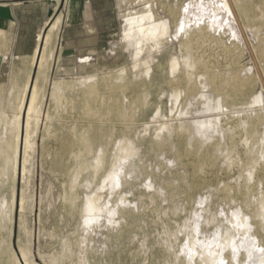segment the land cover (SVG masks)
Here are the masks:
<instances>
[{
  "label": "rangeland",
  "instance_id": "374dc122",
  "mask_svg": "<svg viewBox=\"0 0 264 264\" xmlns=\"http://www.w3.org/2000/svg\"><path fill=\"white\" fill-rule=\"evenodd\" d=\"M121 1L127 8L118 15L115 25H101L97 39L87 51L62 56L57 45L56 61L48 85L45 86L47 98L44 121L39 132L36 155L33 157L35 171L27 174L25 181L21 176L18 181L19 202L13 248L20 262L23 259L19 241L26 244L29 239L20 230V198L24 187L27 196L35 198L34 212L28 208L25 215L27 227L32 233L36 264H50L52 257L57 260L56 264H172L175 263V253L181 256L184 254L182 248L188 250L189 240L185 239L188 229L185 230L184 225L195 216L205 213L201 206H207L208 202H202L201 199L209 196V201L216 204L215 209L220 212L236 207L239 181L241 179L240 182H244L249 174V148L254 147L256 150L254 159H258L264 152V0H147L153 6L156 18L169 21L171 26V36L163 38L161 44H164H160L161 47L155 42L144 41L141 47H137L134 41L125 38L126 19L142 14L145 4L139 0L133 5ZM223 2L230 4L232 15H220L217 3ZM187 4H191L190 26L176 36V26L182 19L179 14ZM63 8L59 11L63 12ZM189 30L191 33L188 32V36ZM187 41L191 46L189 48L184 46ZM188 55L202 64L196 67L190 86L186 83V72L183 69ZM174 59L180 63L177 75L170 73L169 64ZM145 62L151 67L152 73L149 79L147 77L148 84L135 93L128 87V83L135 81V78H146L143 68ZM136 65L137 69L134 68ZM28 70V61L6 65L2 61L0 140L8 142L12 138L10 123L17 114L16 107ZM207 70L218 73L222 78L241 76L247 89L242 91L239 101L228 100L223 109L215 111L213 105L219 101L220 96L202 87ZM225 71H229L230 75L228 72L227 76ZM154 75H158V79L155 80ZM94 77L96 81H93ZM83 79L89 81L84 88L78 84ZM57 81H62L64 93L59 102L51 99L52 82ZM74 83L76 88L72 86ZM92 84H95L98 91L96 96L87 92L88 85ZM115 84L118 87L122 85L123 89L114 93L112 89ZM201 90L204 91L203 100L208 106L203 107L198 102ZM138 96L150 98H147L146 104H142L135 101ZM174 97L179 101L175 102ZM252 106L253 110L248 109ZM119 107L126 116L122 120L114 116V110ZM207 107L210 108L205 109ZM88 109L95 112V116L90 119L86 116ZM47 114L50 115L51 124H48ZM248 116L252 117L251 122L254 123L253 133L244 126ZM209 120L214 122L209 128H203L204 133H200L202 127L198 126L199 122ZM189 122H196V130L203 134V137L196 135L193 146L188 145V136L184 137L179 130L182 123ZM93 123L104 126L108 132L103 146L106 150L105 164L95 177L92 183L94 186L90 185L92 189L103 187L107 172L115 162V147L122 140L134 141L139 148L137 154L126 163L122 174L126 180L122 178L124 181L118 185L106 183L103 187L104 201L101 203L106 205L107 212L98 223L88 228L81 224L83 219L80 215L68 213L71 204L68 200L76 198V210L82 208L89 188L87 177L93 175L91 167L88 168L94 161L96 150L90 154L85 151L81 152H84L83 155L79 154L82 155L79 161L85 163L88 171L86 167L85 170L83 168L77 182L79 187L76 185L75 190L70 188V178L66 179L58 173L55 164L61 149L57 137L69 131L81 134ZM166 124L171 126V132ZM193 135L190 129L189 136ZM187 149L200 153L209 150L215 161L198 167L199 160L193 153L187 154ZM68 166L75 171L80 164L71 162ZM255 179H263L259 170ZM230 189L233 191L231 194ZM261 190L264 191V186L260 184L259 192ZM29 197L28 203L31 200ZM229 197L234 199L233 202H230ZM8 202L10 192L7 191V184L0 182V216L9 212L10 209L6 208ZM0 240L7 242L5 232L1 233Z\"/></svg>",
  "mask_w": 264,
  "mask_h": 264
},
{
  "label": "bare ground",
  "instance_id": "6f19581e",
  "mask_svg": "<svg viewBox=\"0 0 264 264\" xmlns=\"http://www.w3.org/2000/svg\"><path fill=\"white\" fill-rule=\"evenodd\" d=\"M144 1H146L145 11H143L142 14L140 15L129 16L126 19L127 26L125 30V38L129 41H134L137 47L139 46L141 47L143 41L147 43L155 42L158 46L161 44V41L163 40L164 37L168 38L171 36V26H170L169 21L157 19L155 14L153 13V6L149 4L147 0H144ZM217 10L220 12V15L221 14H226L228 16L232 15V8L228 2H223V4L217 3ZM173 12L174 11H172V14L174 15ZM190 12H191V4H187L182 8L179 14V17L182 19L180 20V22L178 21V24L176 26V36L184 32L187 29V27L190 26L189 25ZM61 28H62V12H59L56 15V17L53 19V21L48 25L45 32L40 36L39 47L37 48L35 54L28 61L29 70L26 74V81L24 83L22 93L19 97V102L17 103V107H16L17 114L10 123V132H11L12 138L8 142L4 141L3 139L0 140V175L2 176L0 178L1 180L0 182L3 184H7V191L10 192V202L6 204V208H9L10 210L9 212L6 213L5 216H0V235L3 232H5L7 235V242L4 243L1 241L2 239L0 240V264H23V262L25 264H36L34 255H33L32 233L27 227L26 215H25V212L27 213L28 208L32 212H34L35 198L27 196L26 191L24 189L25 187L22 190V195L20 198L21 199L20 200V211H19L21 214L20 215L21 217L20 230L21 232L22 231L25 232L28 235L29 239L27 240L26 244H24L22 240L19 241V249L22 255L23 262H20V259L13 248V243L15 240L14 233L16 231L15 230L16 212L18 209V202H19L17 188H18V181L20 179V176L22 177V180L25 181L27 179V174H32V172L35 171L34 169L35 165L33 166L35 159L33 160V157L34 155H36L39 132L42 128L43 121H44V108H45V102L47 98V90L45 86L48 85L49 75L52 70L54 62L56 61L55 54L57 51V45H58L57 42L59 39ZM190 29H192V27ZM188 32H190V30L187 31V35L189 36ZM163 42H166V41H163ZM184 46L185 48L191 47L188 41L185 42ZM185 48L183 49L184 51H185ZM137 49H139V51L141 52L140 48H137ZM185 58H187V63H185V66L183 68L186 72V75L185 74L184 75H185V80H186L187 85L190 86L192 85V81H193L192 79L195 76L194 73L196 71L195 70L196 67L202 64L200 61L190 57L189 55ZM177 60L174 59L171 62V64H169L170 73H172V75L179 74L178 70L180 68L179 67L180 63ZM137 67L138 66L136 65L134 68L137 69ZM143 68L145 69L144 75L146 76V78L144 77L145 79H140V80L139 78H135L136 80L133 78L135 81H130L128 83V87L131 90H133L135 93H138L141 87H144L148 84L149 80H147V77L149 79V76H151L150 74L152 73L151 67L148 65L147 62L143 64ZM228 72L225 73L227 74V76H228ZM170 73H169V77H171ZM206 73H207L205 75L206 79L203 81L202 87L208 88L211 92L217 94L218 97L220 96L219 101L217 100L216 104L213 103L215 104L213 105L215 111L216 110L220 111L221 109H223L225 103H227L228 100H232L234 102L239 101L240 97L242 96L241 94L242 91L247 89V86L245 85L243 78L239 75H232V76H228L227 78H222L218 75V73L217 74L214 72L212 73V71L209 72L207 70ZM163 74H165V72ZM229 75H230V72H229ZM158 77H159L158 75H154L155 80L158 79ZM194 79L197 80L196 78ZM218 79L220 80V82H218ZM94 80L96 81L97 79H95L94 77L93 81ZM174 80H176V78ZM88 82L89 81L83 79L80 82H78V84L84 88L85 85L88 84ZM91 82H92V79H91ZM75 83L72 86H75L76 88ZM52 84H53L52 92L50 91L51 99L56 102H59L64 97L63 83L62 81L61 82L57 81L54 83L52 82ZM72 86L71 88H74ZM120 89L121 90L123 89L122 85L118 87L115 84L112 90L114 91V93H117L119 92ZM87 92L90 93L91 95L96 96L98 94V91L96 90L95 84L88 85ZM142 97H139V96L136 97L135 101L138 103L146 104L147 98L149 99L150 96H147L144 98ZM178 98H179V95H178ZM178 98L176 99L177 101H179ZM193 98H190V99H193ZM204 98H205V94H204V91H202L198 102L202 104L203 107L208 106L206 105V101L203 100ZM174 100H175V97H174ZM196 101H197V98H196ZM253 103L255 104V101ZM210 107H207L205 109H208ZM252 108L254 107L253 106L248 107V109H252ZM114 111H115L114 116L117 115L118 117H121L120 118L121 120L125 116L123 114L124 110L122 111L121 107L117 108ZM94 113L95 112L93 110L88 109L86 113L87 118L90 119L94 117L95 116ZM25 115H26V119H25ZM255 117H257L258 119L261 118L258 116H255ZM124 118H126V116ZM251 118L252 117L250 116L247 117V120L244 123L245 124L244 126L249 128L250 131L253 133L254 123L251 122L252 120ZM49 119H50V115L47 114L48 122H49ZM213 122L214 121H210V120L206 122H201V123L199 122L200 125L198 124L197 125L202 127V129L199 127V129H201L199 130L201 131L200 133L203 132V128H206L212 125L211 123ZM195 123L193 124L189 122L186 124L182 123V126L180 125L181 126L179 129L180 132L183 133L184 137L188 136L187 142L189 146H193L194 138L196 137V135L203 137V134H199L198 130H196L197 128L195 126ZM48 124H51V123L49 122ZM216 126H218V124ZM166 128L170 132L172 131V128L169 124H166ZM190 129H192L194 132L193 137L189 136ZM72 130H76V129L73 128ZM204 130L206 132V129ZM81 132H82L81 134H78L73 131H69V132H66L64 135H62L61 137H57L60 140L61 149H60L58 161L56 162L55 166H56L57 172L60 173L63 177H65L66 179L70 178V182H71L70 188H72V190H75L77 182L80 178V175L82 174V170L84 167H86L85 163L79 161V158L84 154V152L83 153L81 152L85 151L89 153V152H93V150H96L94 161L91 163V166H89L88 164L89 166L88 169H90L91 167L93 171V175L87 177L89 188H88V193L86 195V198L83 202L82 208L79 211L76 210V207H75L76 198H72V200L71 199L68 200V202L71 201V204L69 202L70 206L68 208V213L70 215H80V217L83 219V222H84V223L82 222L81 224H85L86 227H88L91 224L93 225V223L95 224V222L98 223V221L104 216L105 212H107L108 208L105 207L106 205L101 203L102 201H104L102 200L103 187L105 186L106 183L115 184V185H118L121 183V181L123 180L122 178H124L122 176L124 175V171H125L124 169L126 168V163L127 161H129L131 157L137 154L139 147H138V144L134 141L121 139L122 141L120 140L121 142L119 141L120 143L118 144L117 147H115L116 148V155L114 156L115 162L112 163V166H110L111 167L110 171L109 173L107 172L105 181L103 180L104 183L103 184L101 183L103 187H100V188L95 187V189H92L90 185H93L92 183L94 182L95 177L102 170L105 164L106 150L103 146L106 142L105 136L108 130L104 126H98V124L96 125L93 123V125H91L87 131H81ZM49 136H51V134ZM52 136H55V135H52ZM110 138H112V136ZM262 140L264 143V137L262 138ZM108 145H109V140H108ZM186 151H187V154L193 153L197 157V159L199 160L198 167L207 165V164H212L215 161V158L212 156V154H210L209 150H205L203 153H200L199 151H195V150L191 151L190 149H187ZM255 151L256 150L254 147H250L247 152V154L251 158V160L247 164L248 166L247 170L249 174L248 176L245 177V180H243L244 182H240L241 179L239 181L237 197L235 199L236 202H238V205L236 207H230L228 210H225V209L224 211L221 210L222 212H220L219 210L215 209L216 204L214 205L209 201V196L202 198L201 199L202 202H208L207 206L205 207L201 206V208H203L205 213L203 214L201 212L202 215L199 217H196L194 215L195 218L192 219L191 221L192 223L188 221L184 225L185 230L188 229L189 231V232L187 231L186 238H185L186 240H189L188 245L186 244L188 246V250L185 249L186 247L184 246L185 248H182L183 251L181 249V251L184 254L183 255L180 254L181 256H179V254L177 255L175 253L176 251L173 252L175 253L174 254L175 263L172 262V264H264V191L262 192L261 190V192H259V185L261 184L264 186V161H262V159L264 158V152L261 154L260 157L257 156L258 159L255 158L256 159L255 160L254 159ZM5 153H8V154L5 156ZM79 154H82V155H79ZM257 155H260V154H257ZM21 159H22V163H21ZM85 159H86V156H85ZM71 162L80 164L79 168L73 171L74 168L71 169L68 166ZM21 164H22V169H21ZM258 170H259V173L263 176V179H255V176ZM21 171H22V174H21ZM81 188L83 189L84 187L81 186ZM226 188L227 187H225V190L227 192L228 189ZM85 189L87 188L85 187L84 190ZM260 189H261V186H260ZM112 190L114 191V189ZM230 191L229 193L231 194L233 191L231 192ZM214 192L216 193V191ZM72 194H75V193H72ZM69 196H71L70 193H69ZM28 197L31 198L30 200L31 202L29 201V203L27 200ZM229 200L230 202H233L234 199L232 200L229 197ZM32 212L31 214H33ZM111 213L112 212H110L109 214ZM80 217L79 219H81ZM71 218L73 219V217ZM170 251L172 252L173 250H170ZM173 253H170V254H173ZM50 261H51L50 264L58 263L57 260L54 259L53 257Z\"/></svg>",
  "mask_w": 264,
  "mask_h": 264
},
{
  "label": "crops",
  "instance_id": "0c3cea01",
  "mask_svg": "<svg viewBox=\"0 0 264 264\" xmlns=\"http://www.w3.org/2000/svg\"><path fill=\"white\" fill-rule=\"evenodd\" d=\"M136 1L124 0L130 5ZM139 2L146 4L144 0ZM62 6L57 42L62 56L87 51L97 39L101 25H115L118 15L127 8L121 0H0L3 65L29 61L39 47L40 36Z\"/></svg>",
  "mask_w": 264,
  "mask_h": 264
},
{
  "label": "water",
  "instance_id": "95a60500",
  "mask_svg": "<svg viewBox=\"0 0 264 264\" xmlns=\"http://www.w3.org/2000/svg\"><path fill=\"white\" fill-rule=\"evenodd\" d=\"M2 66V59H1V57H0V67Z\"/></svg>",
  "mask_w": 264,
  "mask_h": 264
}]
</instances>
